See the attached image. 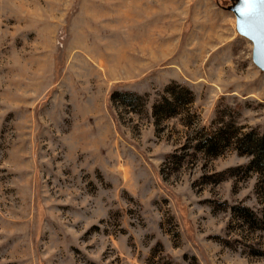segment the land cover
<instances>
[{
  "label": "rangeland",
  "instance_id": "rangeland-1",
  "mask_svg": "<svg viewBox=\"0 0 264 264\" xmlns=\"http://www.w3.org/2000/svg\"><path fill=\"white\" fill-rule=\"evenodd\" d=\"M228 4L0 0V264H264V74Z\"/></svg>",
  "mask_w": 264,
  "mask_h": 264
},
{
  "label": "trees",
  "instance_id": "trees-1",
  "mask_svg": "<svg viewBox=\"0 0 264 264\" xmlns=\"http://www.w3.org/2000/svg\"><path fill=\"white\" fill-rule=\"evenodd\" d=\"M175 89H177L178 91H175ZM164 93L165 94L160 98V100L156 101L151 106L152 116L155 119L158 118L163 119L174 116L182 100L181 94H185V104L188 105L191 103V99H192L191 93L182 87L173 86L172 88L171 86L170 88H166L164 90ZM115 96L122 97L125 100V102L128 104L132 99L138 102L142 101L140 97L126 93L113 94L110 100L112 101ZM160 115L162 117H160ZM220 136L218 134L214 138H212L216 140V143L213 145L214 148H218V145L221 141H223V143L225 142L228 143L227 139L224 136L222 135ZM212 139H210L209 141H211ZM213 141H211V144H213ZM240 141L244 143L245 146H247V148H250V150L247 153V155L250 156V162H249L251 164L250 167L254 165L253 171L254 172L260 171L262 174L261 176H264V135L256 136L255 133H251L249 135H245L243 139L240 138Z\"/></svg>",
  "mask_w": 264,
  "mask_h": 264
},
{
  "label": "water",
  "instance_id": "water-1",
  "mask_svg": "<svg viewBox=\"0 0 264 264\" xmlns=\"http://www.w3.org/2000/svg\"><path fill=\"white\" fill-rule=\"evenodd\" d=\"M224 11L232 14L236 34L251 45V63L264 74V4H257L251 16H243V0H228Z\"/></svg>",
  "mask_w": 264,
  "mask_h": 264
},
{
  "label": "snow or ice",
  "instance_id": "snow-or-ice-1",
  "mask_svg": "<svg viewBox=\"0 0 264 264\" xmlns=\"http://www.w3.org/2000/svg\"><path fill=\"white\" fill-rule=\"evenodd\" d=\"M257 4H264V0H243L244 7L238 9V11L243 16H251Z\"/></svg>",
  "mask_w": 264,
  "mask_h": 264
},
{
  "label": "flooded vegetation",
  "instance_id": "flooded-vegetation-1",
  "mask_svg": "<svg viewBox=\"0 0 264 264\" xmlns=\"http://www.w3.org/2000/svg\"><path fill=\"white\" fill-rule=\"evenodd\" d=\"M228 1V0H227Z\"/></svg>",
  "mask_w": 264,
  "mask_h": 264
}]
</instances>
